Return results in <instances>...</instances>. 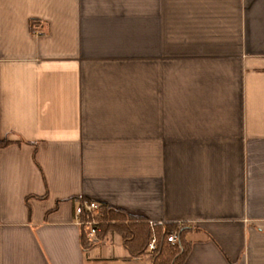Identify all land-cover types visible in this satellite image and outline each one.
<instances>
[{
    "label": "crops",
    "instance_id": "obj_1",
    "mask_svg": "<svg viewBox=\"0 0 264 264\" xmlns=\"http://www.w3.org/2000/svg\"><path fill=\"white\" fill-rule=\"evenodd\" d=\"M5 140L0 264H152L84 252L79 201L264 264V0H0Z\"/></svg>",
    "mask_w": 264,
    "mask_h": 264
},
{
    "label": "trees",
    "instance_id": "obj_2",
    "mask_svg": "<svg viewBox=\"0 0 264 264\" xmlns=\"http://www.w3.org/2000/svg\"><path fill=\"white\" fill-rule=\"evenodd\" d=\"M39 25L38 21H32L31 30H35ZM9 144L10 142L6 140L0 142V151ZM95 218L99 223L98 240L103 241L110 231L119 234L131 258L140 259L146 256L153 241H155L156 250L152 255V264H184L190 252L191 246L185 238L189 231L187 228L178 229L176 225L149 224L145 219L132 217L124 211L102 206ZM174 231L178 232V239L176 244H171L168 238ZM81 233L83 251L93 249L96 245L88 243L84 228L81 229Z\"/></svg>",
    "mask_w": 264,
    "mask_h": 264
},
{
    "label": "built area",
    "instance_id": "obj_3",
    "mask_svg": "<svg viewBox=\"0 0 264 264\" xmlns=\"http://www.w3.org/2000/svg\"><path fill=\"white\" fill-rule=\"evenodd\" d=\"M101 206L94 202L79 201L75 207V223L82 229L84 228V235L91 245H98V226L95 216L100 211ZM85 218V220L83 219ZM178 239V232L174 231L170 234L168 242L176 244ZM156 250L155 241L151 244L148 254L153 255Z\"/></svg>",
    "mask_w": 264,
    "mask_h": 264
},
{
    "label": "rangeland",
    "instance_id": "obj_4",
    "mask_svg": "<svg viewBox=\"0 0 264 264\" xmlns=\"http://www.w3.org/2000/svg\"><path fill=\"white\" fill-rule=\"evenodd\" d=\"M113 233H114L113 231H110V232H108L107 236L105 237L106 239L109 240V244L114 243V241H113L114 234ZM115 239H116V242L118 243V245L122 244V237L119 234L115 235Z\"/></svg>",
    "mask_w": 264,
    "mask_h": 264
}]
</instances>
